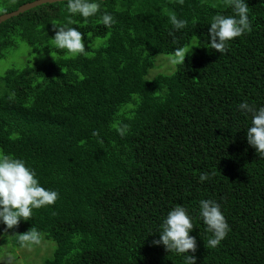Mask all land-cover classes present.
Instances as JSON below:
<instances>
[{"label":"trees","instance_id":"trees-1","mask_svg":"<svg viewBox=\"0 0 264 264\" xmlns=\"http://www.w3.org/2000/svg\"><path fill=\"white\" fill-rule=\"evenodd\" d=\"M34 1L6 0L1 14ZM98 2L95 16H71L86 50L78 56L49 44L53 24L71 15L67 2L0 24V60L19 43L57 54L0 75V150L59 193L14 228L0 224L5 242L19 249L16 235L35 228L36 246L51 251L42 264H184L153 243L180 205L193 217L196 264H264V159L247 142L250 117L238 110L244 101L264 105V0H246L252 31L222 55L207 47L208 30L216 14L232 15L227 0ZM173 16L187 26L175 31ZM194 40L174 73L145 79L157 56ZM203 172L210 179L200 182ZM203 199L219 203L230 226L215 249L205 247Z\"/></svg>","mask_w":264,"mask_h":264},{"label":"clouds","instance_id":"clouds-1","mask_svg":"<svg viewBox=\"0 0 264 264\" xmlns=\"http://www.w3.org/2000/svg\"><path fill=\"white\" fill-rule=\"evenodd\" d=\"M178 2L183 4L184 0ZM227 4L232 9V15L216 14L212 17L208 30L207 47L221 55L226 54V45L229 41L252 31L246 0H227ZM67 11L71 15L66 22L53 24L55 35L49 44L56 49L66 50L67 54L78 56L84 54L86 50L82 41L83 34L72 26L71 16L79 15L86 20L100 11V4L98 0H67ZM101 19L105 27H110L114 23L113 17L107 12L103 13ZM171 23L174 30L179 31L184 29L188 22L173 16ZM194 47L196 46L188 45L175 49L168 57V63L171 66L184 65L186 55ZM238 110L250 117L251 123L246 128L247 142L255 148L258 156L264 159V105L257 107L244 101L239 103ZM115 127L118 134L121 136L125 134L124 128ZM93 135L98 133L94 132ZM208 179L210 175L207 172L199 176L200 182ZM58 196L57 191L40 185L35 170L23 159L0 150V224L6 226L5 231L17 226L21 220L31 218L34 209L54 205ZM198 214L205 231L211 234L205 247L215 249L230 231L221 206L214 200L203 199L199 202ZM192 220L189 210L177 205L162 219L157 230L159 239L153 243L162 244L169 252L182 255L184 264H196L195 256L189 254L190 250L192 253L196 251V240L189 234L194 226ZM16 237L20 248L30 249L41 243V234L35 228L24 234H17Z\"/></svg>","mask_w":264,"mask_h":264},{"label":"rangeland","instance_id":"rangeland-1","mask_svg":"<svg viewBox=\"0 0 264 264\" xmlns=\"http://www.w3.org/2000/svg\"><path fill=\"white\" fill-rule=\"evenodd\" d=\"M6 0H0V14L3 12V3ZM3 15V14H1ZM0 15V16H1ZM197 42L194 40L191 45L196 46ZM194 53V48L186 55L185 59L190 57ZM74 55L66 54V57H72ZM170 55H159L155 59L154 67L148 72L145 77L146 80L151 81L158 75H171L176 70L177 66H171L168 63V57ZM57 59L56 53L44 54H32L31 48L23 43H19L16 50L8 53L7 57L0 60V75L11 68H22L27 63L30 64H48L54 62ZM3 226L0 225V264H42L45 258L51 255V251L48 254L46 250L49 248L43 245L29 248H13L9 243L5 242L9 240L8 236L3 232ZM53 247V244L49 242Z\"/></svg>","mask_w":264,"mask_h":264},{"label":"water","instance_id":"water-1","mask_svg":"<svg viewBox=\"0 0 264 264\" xmlns=\"http://www.w3.org/2000/svg\"><path fill=\"white\" fill-rule=\"evenodd\" d=\"M99 1H104V0H99ZM60 2H67V0H36L34 2H30L27 4H24L22 6H20L16 11L8 13V14H4L0 16V24L6 22L7 20L17 17L27 11H30L34 8H37L39 6L42 5H46V4H54V3H60Z\"/></svg>","mask_w":264,"mask_h":264}]
</instances>
